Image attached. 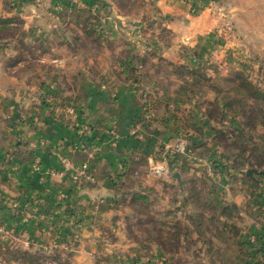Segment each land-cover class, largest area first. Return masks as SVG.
I'll list each match as a JSON object with an SVG mask.
<instances>
[{
	"label": "rangeland",
	"instance_id": "374dc122",
	"mask_svg": "<svg viewBox=\"0 0 264 264\" xmlns=\"http://www.w3.org/2000/svg\"><path fill=\"white\" fill-rule=\"evenodd\" d=\"M170 1L100 0L98 11L91 0H0L6 64L61 99L93 87L110 106L126 89L143 136L107 176L119 195L74 206L81 220L64 222L63 238L53 217L3 194L0 264H264V0H175L179 16ZM205 11L210 30L193 21ZM174 17L185 30L168 28Z\"/></svg>",
	"mask_w": 264,
	"mask_h": 264
},
{
	"label": "crops",
	"instance_id": "0c3cea01",
	"mask_svg": "<svg viewBox=\"0 0 264 264\" xmlns=\"http://www.w3.org/2000/svg\"><path fill=\"white\" fill-rule=\"evenodd\" d=\"M91 2H99L95 4L98 11L103 7L100 0ZM176 3L175 0L169 2L174 6L171 10L174 16L186 15L187 10ZM169 9L170 6L166 8ZM212 18L211 13L205 11L193 21H205L202 29L210 30L217 21ZM169 22L168 28L176 31L181 25L185 30L188 21L174 17ZM179 35L182 32H178ZM182 36L183 40L189 38ZM0 57V197L4 194L6 200H3L10 207L26 206L34 209L30 211L35 215L45 214V222L53 217L60 228L64 222L81 220V213L76 217L72 215L74 206H89L91 201L99 204L103 196L107 203L117 191L106 182L107 176L126 170V164L121 165L119 161L128 160L129 155L143 150L132 135L139 109L129 101V92L124 88L118 91V99L110 106L102 103L103 96L93 87L73 89L77 95L81 90L82 94L77 97L57 98L54 93L61 96V91L55 86L41 89L44 78L35 79L28 70L18 73L21 64L10 66L5 63V56ZM24 76L31 80H24ZM38 92L45 95V100L36 96ZM58 154L67 157L69 167L61 164ZM84 163L90 164L97 184L78 190L71 181L72 171ZM178 182L180 188L183 187L182 182ZM13 196L18 199L11 200ZM31 201L33 205L29 206ZM85 210L91 214V206L81 211ZM2 211L11 213L6 207ZM23 220L28 223L31 219ZM65 233L62 228L53 231L56 237L61 234V238Z\"/></svg>",
	"mask_w": 264,
	"mask_h": 264
},
{
	"label": "built area",
	"instance_id": "2783aa9c",
	"mask_svg": "<svg viewBox=\"0 0 264 264\" xmlns=\"http://www.w3.org/2000/svg\"><path fill=\"white\" fill-rule=\"evenodd\" d=\"M132 135H138V138L140 140L143 139V136L141 135V133H139L138 128L132 129ZM186 143L187 142L185 140H179L178 143L176 144V146H174V148H175L174 151L178 154H185L186 153ZM59 158H60V161L62 162V164L65 165L67 159L64 158L62 155H59ZM75 170L76 171L74 173H72V176H71V179L74 183L79 184V185H82V183L85 184V181L90 183V184L96 183V179L92 173V169H91L90 164H88V163L81 164Z\"/></svg>",
	"mask_w": 264,
	"mask_h": 264
},
{
	"label": "water",
	"instance_id": "95a60500",
	"mask_svg": "<svg viewBox=\"0 0 264 264\" xmlns=\"http://www.w3.org/2000/svg\"><path fill=\"white\" fill-rule=\"evenodd\" d=\"M256 172H257V171H255V170H249L248 173H247V175H248V176H252V175H253L254 173H256ZM175 178L178 179V181H181V178H180V175H179V174H176V175H175Z\"/></svg>",
	"mask_w": 264,
	"mask_h": 264
},
{
	"label": "trees",
	"instance_id": "16d2710c",
	"mask_svg": "<svg viewBox=\"0 0 264 264\" xmlns=\"http://www.w3.org/2000/svg\"><path fill=\"white\" fill-rule=\"evenodd\" d=\"M116 182H118V180H117ZM113 187H114V186H113Z\"/></svg>",
	"mask_w": 264,
	"mask_h": 264
}]
</instances>
